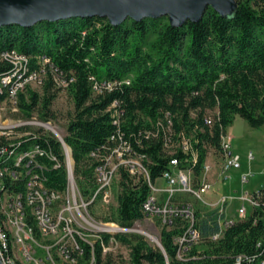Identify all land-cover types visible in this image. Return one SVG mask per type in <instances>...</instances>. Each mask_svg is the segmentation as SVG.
<instances>
[{
  "label": "trees",
  "instance_id": "1",
  "mask_svg": "<svg viewBox=\"0 0 264 264\" xmlns=\"http://www.w3.org/2000/svg\"><path fill=\"white\" fill-rule=\"evenodd\" d=\"M236 1L232 16L210 8L201 21L177 28L168 18L113 26L99 17L0 28V74L13 69L2 55L15 51L27 56L31 71L43 76L42 93L28 86L18 94L22 119H32L37 111L40 120L48 122L59 92L67 90L72 98L74 112L63 138L72 150L83 197L97 188L98 161L92 153L111 154L121 137L132 156L143 157L146 173L132 174L129 167H120L117 207L104 222L131 229L144 220L143 205L151 193L147 176L154 183L171 169L174 159L179 160L178 169L191 170L198 181L209 151L220 154L222 138L237 116L253 128L264 125V0ZM103 82L117 85L96 93L94 85ZM6 101L7 95H0V105ZM18 130L32 133L20 147L39 145L46 150L37 159L45 187L63 191L67 171L58 138L29 126ZM0 145L10 144L3 136ZM12 188L24 193L25 181ZM195 215L200 241L183 260L176 244L187 225L182 218L163 228L164 251L142 236L119 234L117 239L130 249L131 264H238L240 256V264H264V219L238 221L214 240L221 227L217 212L198 207ZM29 223L36 230L32 219ZM83 249L81 264H88L90 246L84 244ZM94 256L96 264H114L112 253L104 256L99 243Z\"/></svg>",
  "mask_w": 264,
  "mask_h": 264
},
{
  "label": "built area",
  "instance_id": "2",
  "mask_svg": "<svg viewBox=\"0 0 264 264\" xmlns=\"http://www.w3.org/2000/svg\"><path fill=\"white\" fill-rule=\"evenodd\" d=\"M2 58L9 60L13 69L7 75L0 74V95L6 94L7 101L16 105L18 94L33 83L38 87L42 85L43 76L40 72L31 71L30 61L25 55L11 51L4 53ZM44 61L49 62L47 59ZM116 85V82L96 83L94 91L101 93L104 88L113 89ZM23 126L7 129L0 127V137L4 136L10 144L0 145V256L3 264H81L84 244L90 246L92 253L88 264H96L94 251L97 243L101 245L104 256L111 254L113 248L119 245L117 235L131 234L133 228H121L115 223L97 220L90 213V208L99 202L109 205L113 201V185L119 179L121 166L129 167L132 174L146 173L142 164L143 157L132 156L129 144L121 137L120 145L111 154L102 157L92 153V157L98 161L95 167L97 188L92 196L86 198L79 190L68 146L64 138L51 128V133L58 138L64 152L67 186L63 191H50L37 172L39 168L42 169L37 159L44 157L46 150L39 145L29 146L28 149L20 147L23 138L32 135L31 132L18 130ZM183 144L188 151V141L185 140ZM17 146L19 148L15 149ZM219 155L221 166L217 170L216 181L211 179L213 166L207 162L201 177L196 181L191 170L177 168V159L171 161V169L154 183L147 176L151 193L143 205L145 218L140 222L149 223L156 230L161 226L162 232L176 218L186 220V228L176 240L180 260L186 258L191 248L200 241L196 229V208L188 197L195 198L202 205L201 208L209 206L212 212L219 215L221 227L214 240L219 239L226 229L238 221L253 217L256 223L264 219V186L244 189L254 177L251 171L238 175L239 189L234 188L229 194L216 192L218 182L224 185L233 183L235 174L242 169V158L234 152L229 133L222 138ZM52 158L57 161L56 156ZM247 159L253 162L256 157L250 152ZM59 166L58 161L55 167ZM21 181H25L24 193L12 188ZM159 182H163L164 187H160ZM210 194L216 196L212 201L207 200ZM29 219L34 221L36 230ZM139 232L147 236L145 231ZM153 237L156 239V247L160 248L161 241ZM39 247L44 251L42 255L38 254ZM241 260L242 256L238 257L237 263L240 264Z\"/></svg>",
  "mask_w": 264,
  "mask_h": 264
},
{
  "label": "water",
  "instance_id": "3",
  "mask_svg": "<svg viewBox=\"0 0 264 264\" xmlns=\"http://www.w3.org/2000/svg\"><path fill=\"white\" fill-rule=\"evenodd\" d=\"M210 8L229 17L237 11L238 3L236 0H0V28L11 25L31 28L43 22L96 17L107 19L113 26L128 20L168 18L170 25L177 28L189 21H201ZM68 149L72 156L69 146ZM160 248L163 250L161 243ZM0 264H3L1 256Z\"/></svg>",
  "mask_w": 264,
  "mask_h": 264
},
{
  "label": "rangeland",
  "instance_id": "4",
  "mask_svg": "<svg viewBox=\"0 0 264 264\" xmlns=\"http://www.w3.org/2000/svg\"><path fill=\"white\" fill-rule=\"evenodd\" d=\"M32 89L42 93L41 89H39L38 85L35 83L32 84ZM52 112L54 117H50V121L48 122H42L37 111L34 112L32 119L24 120L19 114L18 107L12 101L8 100L0 105V127L7 129L14 126L16 127L18 125H24L33 129H42L43 131L47 130L49 133H51V129L45 126V124H51V128H53L57 134L65 137L66 127L74 112V104L67 90L59 92L58 98L53 103ZM229 132L232 137L234 152L238 153L242 158V169L237 173L244 171H251L254 173L253 179L247 185H245L244 189L247 190L264 186V125L260 128H253L247 123L245 119L237 116L233 125L230 127ZM250 152L254 153L256 157L253 162H250L247 159V155ZM207 164L212 165L213 167L216 166V169L219 168L221 166L220 155L214 150H210ZM118 183L119 181L116 180L113 185L114 199L109 205L99 202L90 208V213L93 214L97 220L103 219L104 221V218L107 215H110V213L115 209L117 202L115 195L119 190ZM235 184L236 185L232 183L231 185L235 187L240 186L237 182H235ZM159 186L164 187V184L161 183ZM188 199L193 205H195L196 208L202 206L199 205L195 198L188 197ZM202 208L204 211H211L209 206ZM158 227V230L152 229L151 224L139 222L133 226V231L131 234L144 237L151 246L156 247L155 241H152V239L147 234V236H145L139 231H149L160 240L162 227ZM42 244L45 245L44 243ZM37 251L39 255L44 253L40 247L37 249ZM129 254L130 249L119 242L118 247H114L112 251L114 264H131Z\"/></svg>",
  "mask_w": 264,
  "mask_h": 264
},
{
  "label": "crops",
  "instance_id": "5",
  "mask_svg": "<svg viewBox=\"0 0 264 264\" xmlns=\"http://www.w3.org/2000/svg\"><path fill=\"white\" fill-rule=\"evenodd\" d=\"M229 134H230V132H229ZM217 170H218V168L216 169V166H214L213 167V171H212V174H211V179L212 180H214V181H216V179H217ZM245 172V171H244ZM241 173V172H240ZM240 173H236L235 174V180H234V185H236L235 184V182H237L238 184H239V182H238V175L240 174ZM163 184V182H159V185L160 184ZM232 184V183H231ZM231 184H229V185H224V184H221L220 182H218L217 184H216V192H218V193H220V194H229V193H231V191L234 189V188H236V189H239L240 188V186L239 187H235V186H233V185H231ZM253 189H256V188H253ZM207 198H208V200H210V201H212V200H214L215 198H216V196H215V194L213 195V194H210L209 196H207Z\"/></svg>",
  "mask_w": 264,
  "mask_h": 264
},
{
  "label": "bare ground",
  "instance_id": "6",
  "mask_svg": "<svg viewBox=\"0 0 264 264\" xmlns=\"http://www.w3.org/2000/svg\"><path fill=\"white\" fill-rule=\"evenodd\" d=\"M45 126L46 127H48V128H50L51 129V124H45ZM114 227V225H112L111 226V228H113ZM151 239H152V241H155L156 239L153 237L154 235H152L151 233H149V232H145Z\"/></svg>",
  "mask_w": 264,
  "mask_h": 264
}]
</instances>
